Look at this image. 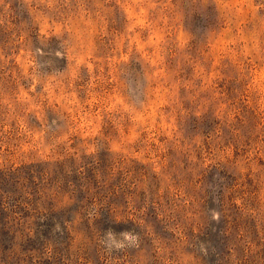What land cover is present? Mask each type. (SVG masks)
Masks as SVG:
<instances>
[{
  "label": "rangeland",
  "instance_id": "rangeland-1",
  "mask_svg": "<svg viewBox=\"0 0 264 264\" xmlns=\"http://www.w3.org/2000/svg\"><path fill=\"white\" fill-rule=\"evenodd\" d=\"M0 264H264V0H0Z\"/></svg>",
  "mask_w": 264,
  "mask_h": 264
},
{
  "label": "clouds",
  "instance_id": "clouds-1",
  "mask_svg": "<svg viewBox=\"0 0 264 264\" xmlns=\"http://www.w3.org/2000/svg\"><path fill=\"white\" fill-rule=\"evenodd\" d=\"M121 235L123 236L124 240L123 241H117L115 239L114 234L109 231L107 233V237H108V247L111 250V248L114 246L116 249H121L125 246L124 241H128L129 243L134 242L135 241V236L132 235L131 232L128 231H124L121 233Z\"/></svg>",
  "mask_w": 264,
  "mask_h": 264
}]
</instances>
